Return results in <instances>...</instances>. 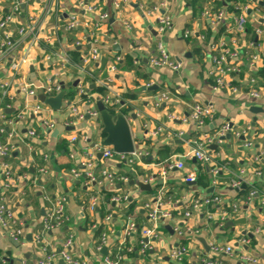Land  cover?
<instances>
[{"label": "crops", "instance_id": "1", "mask_svg": "<svg viewBox=\"0 0 264 264\" xmlns=\"http://www.w3.org/2000/svg\"><path fill=\"white\" fill-rule=\"evenodd\" d=\"M14 1L20 2L23 15L12 28H8L12 46L0 62V97L3 96L2 102L8 101L4 106L13 108L12 114H16L25 104L41 103L26 95L20 88L23 82H62L66 95L60 110H52L44 104L38 115L28 111L21 121L15 122L17 136L12 139L8 138L11 126L7 125V120L11 117L7 115L10 113L3 112L4 117H0V143L12 144L10 154L4 159L9 178L5 177L0 162V203L13 211L23 232V237L17 241L0 228V264H37L42 253L33 241L36 234H41L43 242L57 254L67 235L73 234L69 253L75 259L86 260L87 264H102V257L111 256L118 247L123 250L124 246L127 250L136 246L137 249L134 256L123 257L122 264H249L241 259L242 253L256 257L257 264H264V204L261 202L264 188V101L252 99L248 93L250 78L255 79V89L264 91V0H237L239 13L247 17L245 28L250 29L247 33H238L234 29L239 14L221 7L219 10L225 13L222 23L227 26L228 36L209 44L204 42L202 31L209 27L215 33L217 26L222 24L214 22L215 12L211 11L216 0H0V18L10 10ZM219 1L225 5V0ZM87 6H93L94 10H88ZM100 13H106L108 17L100 21L96 35L91 36L92 24L99 21ZM162 14L171 17L172 26L161 36L157 27ZM72 15L77 16L79 24L70 31L71 43L65 35L69 31L63 26ZM29 19L34 27L33 34L20 40L17 28L28 25ZM186 31L190 34L184 37ZM222 41L240 54V72L231 81L235 93L229 89L212 90L213 82L208 73L211 68L210 46ZM159 42L172 59L182 62L181 70H157L149 65ZM74 45L80 49L81 58L90 48H97L99 57L93 65L100 71L92 83L96 87L102 86L106 92H76L74 98L68 97V83L80 82L81 73L78 68L73 71L62 67L61 60ZM198 47L204 49V56L196 54ZM251 54H257L259 59L252 62ZM127 57L132 58V68H126ZM21 58L26 62L13 72L11 61ZM111 66H115L114 71ZM105 69L108 76L100 80ZM5 83L8 86L3 88ZM148 83L156 85V89H148ZM160 91H169L170 98L156 106L155 95ZM103 95L110 97V104H105L107 108L127 118L134 151L142 153L133 164L116 163L113 166L117 173L131 176L120 186L119 193L127 194V200L134 203L132 211L126 202L119 206L108 201L101 192L105 186L90 182L83 173L76 177L70 173L73 168L80 169V162L91 154L98 155L92 146L101 144L105 135L101 133L99 115L94 118L87 111H97L96 102ZM193 104H212L214 107V113L205 119L201 129L187 119ZM71 105H76L83 114L81 120H74L69 112ZM253 106L260 109L254 112L251 110ZM132 114L135 118H131ZM170 115L176 118L170 119ZM44 121L52 122L53 127H44ZM225 123L229 124L230 130L207 145L210 163L184 159L183 169L165 168L168 158L180 155L192 140L204 133L214 134ZM159 128L161 131L153 135ZM32 129L35 134L29 136L28 130ZM179 133H182L180 137ZM72 135L77 136L75 142H70ZM81 135L87 140H82ZM245 140H250L252 145L245 146ZM212 145L216 147L211 148ZM162 148L166 152L160 151ZM41 168L46 172H40ZM213 169H217L215 182H212ZM94 171L100 177L99 169ZM189 171L197 174L194 183L183 180ZM146 179L150 181L146 182ZM130 180L147 183L151 190L142 191L136 184H130ZM234 181L245 183L244 192L247 194L241 193L240 187H232ZM252 187L257 191L248 199ZM159 189L164 190L171 217L160 220L157 235L151 239V249L141 254L140 233H133L123 242V226L131 218L139 231L151 227L143 205L153 200ZM44 194L51 198H66L67 222L43 235ZM203 196H219L218 205H238V214L222 223L217 215L208 220L206 210L214 214L221 210L213 205L184 217L183 211L191 201ZM93 197L97 198V204L91 210L88 205ZM109 214L111 220L105 223L104 218ZM240 218H244L245 223L224 227L227 220ZM100 224L104 226L103 232L108 234L103 246L106 254L94 249V230ZM176 228L182 232L179 234ZM242 240L247 243H241ZM213 242L232 245L234 254H211L209 246ZM171 247L186 249L181 261L169 258ZM56 264L66 263L57 256Z\"/></svg>", "mask_w": 264, "mask_h": 264}, {"label": "built area", "instance_id": "2", "mask_svg": "<svg viewBox=\"0 0 264 264\" xmlns=\"http://www.w3.org/2000/svg\"><path fill=\"white\" fill-rule=\"evenodd\" d=\"M118 6L117 4H115ZM88 10H94L93 6H87ZM22 14V8L19 1H14L11 4L10 10L0 18V62H3V58H5L6 51L12 46L10 41V33L8 32V27L10 24H14L17 20L20 19ZM108 15L106 13H100L99 21L94 22L92 24V32L91 36L96 35V31L100 26V21H105ZM225 19V13L223 10H219L215 13L214 22L222 23ZM171 17L166 14H162L158 20L157 32L162 36L167 30H169L172 26ZM247 23V17L243 13H239V15L235 19L234 29L236 32H242L244 30L245 24ZM79 24L76 15H72L69 17L67 22L64 24L63 29L65 31H71L76 28ZM34 27L32 26L30 19L28 25L18 26L17 31L20 35V40H24V38L28 34H33ZM190 32L186 31L184 33V37L189 36ZM78 44V43H77ZM217 48V49H216ZM210 52L213 54L210 56L211 68L209 69V76L212 78V90L217 92L222 89H229L232 93L236 92V88L231 85V81L233 77L236 76L240 72V60H239V52L236 49H230L229 47L224 46V42H220L218 44H211ZM214 50V51H213ZM216 51V53H214ZM99 57V52L96 47L90 48L89 52H87L84 63H88L89 61H97ZM250 59L252 62H255L259 59L257 54H251ZM69 61L68 56L65 54L61 60V65L65 64ZM26 59L21 58L19 60L11 61L10 68L11 70L17 71L20 64L25 63ZM149 65L154 69H168L173 72H177L182 68V62L176 61L171 58L170 53L165 48V46L159 42L157 45V53L154 57H151L149 60ZM80 69V82L78 81L77 87L78 92L83 94L85 92L86 84L84 83V77L87 75V72L84 68ZM111 70H115V66H111ZM255 84V79L250 78L249 80V95L252 99H260L264 101V91L255 89L253 86ZM152 85V83L146 84L147 87ZM8 86L7 83L3 84L2 87L6 88ZM20 88L26 93L28 97L36 98L37 92L42 91L47 96H52L58 93L61 90L60 82H47L44 84H35V83H21ZM3 93L2 95H4ZM2 97H0V117H4L2 111ZM170 98L169 91H160V93L155 95V105L158 106L162 102L168 101ZM102 102L104 104H110V97L108 95L102 96ZM44 104L35 103L34 105L29 106L25 104L13 118L7 120V125L11 126V130L8 133V138H13L17 136L14 125L15 122L21 121L25 114L28 115V111H30L34 115H38L42 109H44ZM6 108L9 109V106L6 105ZM70 114L74 117V120H81L83 118V114L78 110L76 105H71L69 108ZM88 114L94 118L98 117V112L94 109L87 111ZM214 113V107L212 104H193L190 108V113L188 116V120L193 122L196 128L201 129L205 125V119L207 117L212 116ZM170 119H175L176 116L170 115ZM184 119V120H187ZM72 122H67L69 124ZM44 127L52 128L53 123L44 121L42 122ZM228 130H230V126L228 123H225L221 126L214 134L204 133L200 135L198 138L191 141L187 149L177 156H172L165 161V168L171 169H183L184 168V159H195L203 164L210 163L211 157L209 151L207 149V145L213 141L220 139ZM161 131V128L153 132V135H156ZM35 134V130H28V135L33 136ZM182 133L178 134L180 137ZM81 139L86 141L87 137L85 135H81ZM77 140V136L72 135L70 138V142H75ZM245 146H251L252 143L250 140H245ZM94 152L100 154L97 157L94 154H91L90 157L80 162L81 168L76 169L73 168L70 170V173L73 176H80L82 173L86 175L90 182H94L105 186L106 189L110 191L117 192V186L119 184H124L128 181V178L124 175H118L117 171L114 170V164H133L134 160H137L141 157V152H135L129 154L124 153H116L113 151L111 147H105L101 144H93L92 146ZM12 149L11 143H0V162L2 166L3 173L6 178H9V170L7 168L4 159L10 154ZM98 168L100 171V177L97 176L94 169ZM40 172H46L44 168L39 170ZM213 180L215 182V176L217 174V169L212 170ZM197 178V174L195 171H189L183 177V180L186 183L195 182ZM150 181V179L145 180ZM242 184V181H234L231 186L234 188H239ZM257 190L252 187L249 192L248 199L256 192ZM263 198L261 200L262 204H264V188L262 189ZM165 194L163 189H159L153 200L150 202L144 203V208L146 209L148 219L151 221V227L141 228L140 233V253L145 254L149 249H151V239L156 237L157 228L160 220H166L171 217V211L166 207V202L164 200ZM128 198L127 194L115 193V195L111 196L110 200L117 204H124ZM42 199L46 203V213L42 219V233L46 234L48 231H52L55 229H59L65 225L67 222V216L65 214V204L66 198L64 196H59L56 198H51L48 194H44ZM221 198L219 196H203L202 198H196L191 201V203L187 206V208L183 211L184 217H190L193 212L202 210L203 207L213 206L214 204H219ZM97 204V198L93 197L89 200V209L93 210L95 205ZM238 205L232 204L231 212L226 210H218L216 214L210 210H206V216L208 220L214 218L217 215V219L219 222H224L226 219H233L238 214ZM233 217V218H232ZM111 220V215H106L104 218L105 223H109ZM0 228L4 231L8 232L9 235L14 239L19 241L20 238L23 237V232L21 228V223L14 216L12 210H10L4 203H0ZM136 224L131 219L128 218L125 225L123 226V242L127 240L136 230ZM177 232L180 234L182 231L179 228H176ZM108 234L107 232H102L100 237L94 243V249L96 252H100L103 246L106 245ZM147 241H144V239ZM34 244L38 248V250L42 253V257L39 258L37 264H56V258L59 256L63 262L66 264H87L86 260H78L73 258L69 250L73 245L74 236L73 234L67 235V237L62 242L61 250L57 254L53 250L48 248V245L43 242V237L41 234H36L34 236ZM241 243H247L246 240H242ZM117 249H121L118 247ZM209 250L213 255L223 254L225 256H231L234 254V247L228 244H220L217 242H213L209 246ZM186 253V249L184 247H171L169 251V258L178 262L181 261L184 254ZM123 255L117 253L113 257L105 255L102 257V264H122ZM241 259L248 262L249 264H257L258 259L256 257L250 256L246 253L241 254ZM207 264H212L208 262Z\"/></svg>", "mask_w": 264, "mask_h": 264}, {"label": "trees", "instance_id": "3", "mask_svg": "<svg viewBox=\"0 0 264 264\" xmlns=\"http://www.w3.org/2000/svg\"><path fill=\"white\" fill-rule=\"evenodd\" d=\"M236 2H237V0H225V5H224V3L222 1L216 0L213 3L214 6H213V9L211 11L216 13V12L219 11V9L221 7H224L229 12H233L235 14H239V8L237 7ZM21 15H23V14H21ZM21 17L22 16H20V18ZM10 27L12 28L13 24H10L8 28H10ZM226 28H227V26L224 23H222L220 26H217V29H216L215 33H213L212 30L209 27L206 28L204 31H202L203 32V37H204V42L205 43L207 42V44H209L210 42H217L221 37L223 39H225V37L228 36V34L226 33ZM243 31H244V33H247V32L250 31V29L248 27H246V28L244 27ZM70 33L71 32L69 30V32H66L65 35H66L67 41L72 43L73 40H72L71 37H69ZM224 46L228 47L226 42H224ZM49 47L53 48V45H49ZM203 50L204 49L202 47H198V48H196L195 52L198 55H203L204 56ZM87 52H89V50ZM87 52H86V54H87ZM66 53H67V56L69 58V61L66 62L65 64H63L62 67L66 68V69L67 68L68 69H73V71H78L79 68L82 67L87 72V75H85V77H84V83L86 84L85 92H102V93L106 92L105 89L102 88V86H97L94 89H90L89 88V85L92 84V82L96 78H98V72L100 70H99L98 66L93 65L94 62H92V61H89L88 65L84 66V58H85L86 54L84 56H82V58H81L80 49H78L77 45H74L72 47V49L68 50ZM214 53H216V51ZM211 54H213V53L209 52V58H210ZM126 60H127L126 68H132V66H133L132 58L127 57ZM116 63L119 66V63H118L117 60H116ZM77 68H78V70H77ZM262 74H264V71H262ZM67 87L70 89V91H68V97L70 99L74 98L75 93L78 92L77 85L73 86V84L69 82ZM3 102L4 103H3V106H2V111L5 112L6 107L4 105L7 104L8 101L6 99ZM121 109L123 111H126V108H124V107H122ZM14 115L15 114L10 113L7 116L9 118L10 117L12 118V117H14ZM160 151L166 152V150L163 149V148ZM118 175H123V174H121V172H120V174L118 173ZM127 178L129 180V178H131V176H127ZM121 185H122V183L119 184V187L117 188L118 189L117 192L110 191V190L106 189L105 187L103 189L101 188L102 189L101 192H103V194L105 195V198L108 199V201H111L110 200L111 196H113V195H115V193L119 192V190H120L119 188H121L120 187ZM252 185H254V184H252ZM244 193H246V192H244ZM126 203L129 206L128 207L129 210L132 211V209L134 207V203L132 201H129V200H127ZM214 205H217V206H215V209H218L217 207H221V210H226L228 212H231V209H232V204H229V205H227V204H222V205L214 204ZM103 230H104V226L101 225V224L99 226H97V228L94 230V237H95L96 240L100 237V235L103 232ZM138 232H139V228H136L134 233H138ZM251 241L253 243V240H251ZM136 249H137V246L135 247V249L131 248L129 250H127V247L124 246L123 250L122 249H116L110 257H113L114 255L119 253V254L123 255L124 257L126 256L127 258H129V257L134 256Z\"/></svg>", "mask_w": 264, "mask_h": 264}, {"label": "water", "instance_id": "4", "mask_svg": "<svg viewBox=\"0 0 264 264\" xmlns=\"http://www.w3.org/2000/svg\"><path fill=\"white\" fill-rule=\"evenodd\" d=\"M262 3V2H261ZM108 76V70L105 69L102 71L100 75V80L106 79ZM78 83V80H75L73 82V86H76ZM61 90L52 96H47L42 91H38V94L36 95V98L46 106H48L52 110H60L63 106V99L66 95V91L64 88V84L60 82ZM96 86L95 84H90L89 88L94 89ZM148 89L153 90L156 89V85H152L148 87ZM96 109L98 111L100 123L102 125L101 133L104 134V138L101 142V144L105 147H111L113 151L116 153H124L129 154L134 151V145H133V138L130 130V126L128 123L127 118L122 113H116L112 111L110 108H107L105 104L98 100L96 102ZM260 108L253 106L251 108L252 111L257 112ZM14 111L13 108L6 109L5 112L12 113ZM131 118H135L134 114L131 115ZM228 138L229 136L226 135ZM183 138H186L184 136ZM243 138V136H241ZM177 142H181V140H177ZM215 145H212L211 148H215ZM98 157L100 154L97 155ZM130 184H136L138 188L142 191H150L151 186L144 182H134L133 180H130ZM194 183V182H192ZM246 189V184L242 183L240 186V192L243 193ZM239 223H245L244 218H240L237 220H227L224 224V227L232 226L233 224H239ZM243 234H246V231L243 232ZM248 236H251V234L247 233ZM30 239V237H29ZM144 241H147L145 238ZM200 241L204 244L205 248L208 249V246H206L205 242L200 239ZM101 252L103 254H106V249L102 248Z\"/></svg>", "mask_w": 264, "mask_h": 264}]
</instances>
